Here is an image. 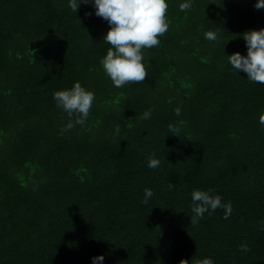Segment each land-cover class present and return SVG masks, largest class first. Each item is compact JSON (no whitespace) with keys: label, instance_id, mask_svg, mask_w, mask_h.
Here are the masks:
<instances>
[{"label":"trees","instance_id":"obj_1","mask_svg":"<svg viewBox=\"0 0 264 264\" xmlns=\"http://www.w3.org/2000/svg\"><path fill=\"white\" fill-rule=\"evenodd\" d=\"M181 2L167 0L168 31L142 50L145 80L116 88L99 63L109 25L91 5L0 0V264H264V84L227 56L246 53L243 32L264 27V10ZM76 81L95 100L65 131L53 92ZM193 189L231 215L191 223Z\"/></svg>","mask_w":264,"mask_h":264},{"label":"clouds","instance_id":"obj_2","mask_svg":"<svg viewBox=\"0 0 264 264\" xmlns=\"http://www.w3.org/2000/svg\"><path fill=\"white\" fill-rule=\"evenodd\" d=\"M71 11H77L81 4L91 5L94 14L106 21L109 28L103 35V41L110 45L106 54L99 60L100 66L112 82L113 87L121 88L130 82H142L147 74L143 60V49H149L160 43L159 37L163 36L169 27L166 19L168 8L167 0H67ZM254 8L264 10V0H255ZM192 7V0H182L179 4L180 11ZM246 53L239 51L227 55L231 70L235 73L243 71L246 78L253 83L264 84V27L249 29L243 32ZM204 38L215 41L217 35L214 31H206ZM55 106L65 112L69 122L65 131L74 125H84L89 116V111L95 100V94L83 87L78 81L70 88L53 92ZM177 116L180 108L174 109ZM151 109L142 113V119H148ZM258 122L264 125V113L258 116ZM172 133L178 130L169 125ZM160 164L159 159L150 157L147 167L154 169ZM169 189L172 185L169 184ZM191 223L195 224L205 213L211 215L216 209H223V218L227 219L232 213L231 203L222 201L219 194H212L211 189H193L191 192ZM153 197L149 188L143 190L141 203L147 204ZM242 252H247L246 244L240 245ZM91 264H104V255L96 254L91 258ZM203 264H214L209 258L203 259Z\"/></svg>","mask_w":264,"mask_h":264}]
</instances>
